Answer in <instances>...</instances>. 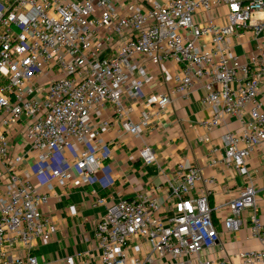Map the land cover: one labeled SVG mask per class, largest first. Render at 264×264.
I'll return each instance as SVG.
<instances>
[{
	"label": "built area",
	"instance_id": "built-area-1",
	"mask_svg": "<svg viewBox=\"0 0 264 264\" xmlns=\"http://www.w3.org/2000/svg\"><path fill=\"white\" fill-rule=\"evenodd\" d=\"M146 1L147 9L126 0H0V264H40L38 242L57 232L43 210L52 182L72 189L100 180L109 188L115 178L102 136L120 122L141 139L152 118L167 111L172 93L145 92L153 78L141 56L154 65H178L173 92L187 94L203 82L209 129L229 116L243 121L248 112L242 131L222 135L221 159L238 168L245 186L225 205L221 225L213 217L209 187L191 194L203 179L194 165L170 181V212L155 195L112 204L92 189V207L106 208L95 225L97 264H235L225 248L230 241H220V227L240 230L247 209L254 211L251 237L263 248L233 255L239 264H264V223L245 166L253 150L264 147V45L244 61L227 43L243 31L264 33V0ZM221 5L228 9L226 24L194 21L195 12ZM107 105L112 116L97 119ZM134 106L140 108L136 120ZM138 157L150 165L156 152L145 144ZM69 211L77 214L75 205ZM66 264L76 262L68 257Z\"/></svg>",
	"mask_w": 264,
	"mask_h": 264
},
{
	"label": "crops",
	"instance_id": "crops-1",
	"mask_svg": "<svg viewBox=\"0 0 264 264\" xmlns=\"http://www.w3.org/2000/svg\"><path fill=\"white\" fill-rule=\"evenodd\" d=\"M126 1L127 4H139L145 9L151 6L146 0ZM227 13L226 5H221L209 11L195 12L193 18L198 24L212 20L224 25L227 23ZM227 43L244 61H248L258 47L264 45V33L257 36L251 30L243 31L229 36ZM139 63L147 70V75L153 78L151 86L146 87L145 92L172 93V103L164 114L152 118L141 139L131 137L120 122H116L102 136L104 143L111 149L109 163L115 178L114 184L109 188L104 189L100 180L93 185L72 189H65L57 181L52 182V188L48 191L49 202L43 210L45 216L57 225V232L50 241L38 242L35 254L40 264H66L68 257H72L76 264L99 262L100 250L94 236L95 225L106 213V208L92 207V189L105 196L112 204L143 193L155 195L159 202L167 205L170 212V181L177 178L181 168L194 165L201 169L203 179L191 194L196 195L209 187L213 217L221 225L227 213L225 205L245 186L246 178L238 168L226 166L221 159L225 153L222 135L226 131H242L250 118L248 112L244 113L243 121L229 116L219 126L209 129L205 122L211 119V110L201 100L204 93L203 82H198L187 94L176 93L173 92L172 81L179 69L176 63L165 61L154 65L143 56L139 57ZM259 99L264 103V76L260 79ZM139 110L138 106L133 107V120L138 118ZM112 114V108L107 105L96 116L97 119H103ZM145 144L156 152V161L150 165H145L138 157V150ZM213 147H217L219 151L212 152ZM66 152L67 157L72 159L69 151ZM212 159L217 162L214 164ZM245 166L254 181L257 215L264 223V147L255 148L245 161ZM33 181L38 183L35 177ZM42 189L45 190V187ZM70 205H75L77 214L70 213ZM253 212L252 209L244 212L245 225L238 231L228 232L220 227V241H230L225 244V248L235 264L239 263L234 253L263 248L261 243L251 237L250 217Z\"/></svg>",
	"mask_w": 264,
	"mask_h": 264
}]
</instances>
